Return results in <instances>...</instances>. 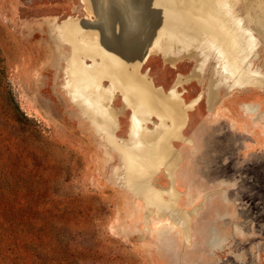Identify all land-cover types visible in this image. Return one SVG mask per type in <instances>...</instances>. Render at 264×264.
<instances>
[{
    "label": "rangeland",
    "instance_id": "1",
    "mask_svg": "<svg viewBox=\"0 0 264 264\" xmlns=\"http://www.w3.org/2000/svg\"><path fill=\"white\" fill-rule=\"evenodd\" d=\"M86 15L82 0H0L7 80L21 109L36 120L45 148L43 157L28 159L25 142L11 135L8 147L21 145L24 157L18 163L10 156L4 165L12 193L39 199L40 221L29 224L44 246L38 264H264V88L223 89L213 99L211 68L203 78L192 76L197 56L175 63L151 57L144 70L156 84L168 91L183 75L184 99L201 94L202 100L189 111L184 134L190 142L173 141L183 157L173 215L157 214L155 206L150 214L124 183L123 156L64 88L72 45L60 41L56 27ZM259 53L254 66H264L261 38ZM114 103L116 135L129 138L133 109L122 111L119 92ZM153 180L171 184L162 170ZM177 215H185L188 235Z\"/></svg>",
    "mask_w": 264,
    "mask_h": 264
},
{
    "label": "bare ground",
    "instance_id": "2",
    "mask_svg": "<svg viewBox=\"0 0 264 264\" xmlns=\"http://www.w3.org/2000/svg\"><path fill=\"white\" fill-rule=\"evenodd\" d=\"M82 2L85 17H71L56 27L60 41L72 45L64 88L94 128L105 135L107 143L123 156L126 187L147 202L150 214L155 206L157 214L171 215L178 200L176 171L183 160L173 141L190 142L184 129L189 111L201 102L202 95L187 101L182 96L184 91L178 89L185 81L183 75L167 91L144 67L156 54L172 63L197 56L192 76L203 78L211 68L209 92L213 99L223 89L264 88V66H254L253 61L260 57V38L264 41L261 2ZM105 79L109 80L107 85ZM118 92L123 94L122 111L133 109L126 139L116 135L120 111L114 100ZM247 106L252 113L258 111L253 104ZM153 113L159 118L150 119ZM161 170L171 180L169 186L153 180ZM183 217L177 215L175 220L188 235Z\"/></svg>",
    "mask_w": 264,
    "mask_h": 264
},
{
    "label": "trees",
    "instance_id": "3",
    "mask_svg": "<svg viewBox=\"0 0 264 264\" xmlns=\"http://www.w3.org/2000/svg\"><path fill=\"white\" fill-rule=\"evenodd\" d=\"M35 121L21 109L13 95L0 54V264H23L22 259L38 264L44 250L39 234L29 225L40 221L39 199L12 193L4 167L10 156L22 162L25 149L28 159L43 157L45 148ZM11 135L19 144L25 142L26 148H20L21 145L9 148ZM29 202H35L31 211L25 209ZM18 226L19 231L15 230Z\"/></svg>",
    "mask_w": 264,
    "mask_h": 264
}]
</instances>
